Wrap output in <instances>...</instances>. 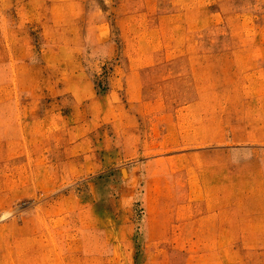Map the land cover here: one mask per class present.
Listing matches in <instances>:
<instances>
[{
	"label": "rangeland",
	"instance_id": "rangeland-1",
	"mask_svg": "<svg viewBox=\"0 0 264 264\" xmlns=\"http://www.w3.org/2000/svg\"><path fill=\"white\" fill-rule=\"evenodd\" d=\"M0 264H264V0H0Z\"/></svg>",
	"mask_w": 264,
	"mask_h": 264
}]
</instances>
